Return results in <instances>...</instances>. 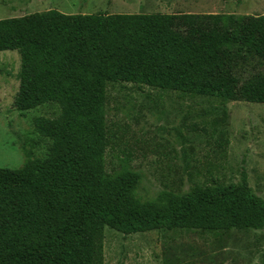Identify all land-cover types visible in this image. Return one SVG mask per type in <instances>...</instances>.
Instances as JSON below:
<instances>
[{
  "label": "trees",
  "instance_id": "1",
  "mask_svg": "<svg viewBox=\"0 0 264 264\" xmlns=\"http://www.w3.org/2000/svg\"><path fill=\"white\" fill-rule=\"evenodd\" d=\"M17 51L13 107L50 141L0 168V264H104L103 230L263 229L264 200L246 177L185 194L139 196L138 172H108V83L264 104V14H92L56 10L0 19V52ZM227 144V141H224Z\"/></svg>",
  "mask_w": 264,
  "mask_h": 264
},
{
  "label": "rangeland",
  "instance_id": "2",
  "mask_svg": "<svg viewBox=\"0 0 264 264\" xmlns=\"http://www.w3.org/2000/svg\"><path fill=\"white\" fill-rule=\"evenodd\" d=\"M49 10L263 15L264 0H0V19ZM19 66L17 51L0 52V168H20L25 153L44 158L50 141L36 132L34 119L60 114L49 103L23 112L13 107ZM106 93V170L138 172L143 199L161 191L185 194L195 185L238 184L245 176L264 200V104L125 83H108ZM103 233L104 264H264V228L123 235L105 227Z\"/></svg>",
  "mask_w": 264,
  "mask_h": 264
}]
</instances>
